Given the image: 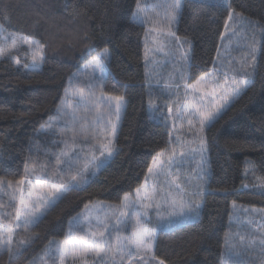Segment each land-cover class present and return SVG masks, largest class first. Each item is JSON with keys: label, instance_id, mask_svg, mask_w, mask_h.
I'll use <instances>...</instances> for the list:
<instances>
[{"label": "trees", "instance_id": "trees-1", "mask_svg": "<svg viewBox=\"0 0 264 264\" xmlns=\"http://www.w3.org/2000/svg\"><path fill=\"white\" fill-rule=\"evenodd\" d=\"M138 3L139 12L146 4L152 15L164 11L156 0H0V179L12 181V188L5 184L6 191H0V229H5L0 231V264H66L56 249L66 238L84 239L85 205L104 203L114 207L112 214L119 213L146 183L152 160L178 147L179 133L168 114L176 104L174 94L183 95L186 83L196 86L201 77L216 75L223 53L231 56L230 66L237 62L251 68L243 74L250 84L206 131L209 178L199 197V219L159 231L152 264L161 259L165 264H219L224 255L235 264H260L258 250L245 248L249 239H259L258 227L249 237L245 230L233 231L231 218L236 204L264 210V0H181L178 46L168 51L173 59L183 56L186 68L165 80L148 78L151 33L149 25L133 17ZM254 46L259 55L252 68ZM101 79L97 97L102 91L126 102L111 159L99 170L89 168L78 185L66 181L71 190L28 229L16 226L10 205L18 206V199L12 201L11 193L21 187L19 180L27 183L25 166L38 173L37 161L64 147L53 143L62 138L53 136L49 124L56 126L73 109L77 132L80 122L90 124L95 111L89 110V85ZM92 146L84 147L89 160L100 156L98 146ZM157 196L159 210L168 213L166 197L159 191ZM183 196L190 199L187 192ZM7 228H13L12 246L19 249L11 260L2 247ZM226 234L239 255L226 252ZM111 264L143 262L126 258Z\"/></svg>", "mask_w": 264, "mask_h": 264}, {"label": "snow or ice", "instance_id": "snow-or-ice-1", "mask_svg": "<svg viewBox=\"0 0 264 264\" xmlns=\"http://www.w3.org/2000/svg\"><path fill=\"white\" fill-rule=\"evenodd\" d=\"M137 9L138 11L133 13L134 19L141 25L151 23V21L141 18L139 3L137 4ZM181 13V0H172L171 4L164 5L163 18L158 21L159 28L168 29V35L175 37V30L172 29L171 26L179 22ZM228 18L229 20L233 19L231 12H229ZM157 30V28L151 29V31ZM38 47L41 46L38 44ZM107 55V49H105L102 56L106 58ZM201 80H204V77H201ZM216 83L219 85V80H217ZM102 86V79L95 84L89 85L90 93L88 102L91 105L89 110L99 113L95 119L94 125L85 127L84 123L80 122V131L77 132V120L75 114L77 109H73L71 114L64 112L62 114L61 122L56 126L49 124V130L52 131L53 136H59L62 138L59 140L54 139L53 143L56 145L62 143L64 147L59 149V151L50 154L46 153L48 158L43 162L37 161L39 167L38 173L29 172L27 165L25 166L27 183L24 179L19 180L18 184L21 187L18 189L14 188L11 193L12 201L18 199V206L15 204L10 205L15 211V219L17 221L16 226H22L24 229H28L29 225L34 224L49 208L53 207L56 204V201L62 197L65 192L71 190V187L66 181L70 179V181L78 185L84 182L85 174L89 171V165H92L95 168L100 167L98 162L99 158L94 154L90 160L86 155H83L84 144H81L79 149L77 148L79 141L83 140L87 142L86 146L92 148V140L98 139L100 135L110 132L112 138L108 139L106 143L100 145V157H103L104 159H110L112 157L113 150L110 145L113 144V140L116 136L117 123L120 120L121 112L126 108V102L122 96L109 97L104 95L102 91H100V95L97 97L96 92L99 91ZM177 87H179V84ZM191 87L193 91L196 90L195 85ZM184 88L186 90L185 95H187L189 84H184ZM239 91V87L232 89L233 93H238ZM79 95L84 99L82 92L79 93ZM207 95L211 96L210 100L204 101L202 97L199 107L193 105L191 110L183 112V115L188 117L190 130L194 127V122H198L199 132H203L205 128L212 125L214 120L218 118L224 107L230 101V96L227 93L221 95L219 98H217L215 93H208ZM209 105L215 107V112L208 110ZM101 109H103V112L100 111ZM169 112H171V109H169ZM113 118L115 119V122L113 121ZM43 128L44 126L42 125L41 129L43 130ZM191 151L194 153L198 152L200 154V160L206 161L207 158L205 153L207 152V148L204 144L203 137H200V147L198 149L193 148ZM105 152L107 155H105ZM185 155L184 152L180 153V157H185ZM82 160L84 161L83 163H81ZM31 162L32 161L29 160V163ZM159 163L160 161L158 157L153 159V167L148 168V173L154 174V167ZM181 163L182 161L175 159V151H173V156L169 157V166H175L178 168ZM53 175L56 177L55 180L50 179ZM92 175H95V172H93ZM159 175L160 173L154 174L156 178H158ZM205 175L206 173H204L202 169L200 178L203 179ZM32 177H34V179ZM5 184L7 185V188H12L11 180L5 182L4 179H0V191H6ZM172 187L175 188L178 195L183 193L181 184H176L173 181L170 185V188ZM140 191L141 189L138 188L137 193L139 194ZM17 192H19V196H17ZM203 192L204 190L198 187L193 195L195 197H201ZM144 199L151 200L152 198L145 193L144 198L138 201L139 208L134 210L136 223L133 227V234L128 243L121 248V252L124 253L129 261L139 258L143 264H152L153 261H156V256L152 254L153 245L156 240V232L154 228H149L147 226L146 221L148 218V209L152 207V204L144 203ZM193 203L194 206L189 208V212L194 217L198 218L201 205L195 203V201H193ZM85 207L87 208L88 205H85ZM156 207L159 208L160 205L157 203ZM139 209H143V211H140ZM245 211L248 215H252V213L255 212L254 209ZM121 215L127 216L128 213L122 212ZM259 215L261 216V222L258 225L260 231L259 239H249L245 244V248L258 249L257 258L259 259L260 264H264V212H261ZM141 217H143L144 220H142ZM77 227H79V225H77ZM4 230L5 229H0V231ZM6 231L8 235L6 242L2 247H6L11 260L19 254V249H14L12 246L13 228H7ZM107 231L108 229L106 226L102 230L93 231L89 236L85 237V241H75L70 237L66 238L56 249L60 261L63 262L67 259L69 254L75 259L77 253H79L81 257L91 254L92 256L99 258L96 261V264H106V261L111 264L110 257L113 250L110 246L107 249L104 247V245L108 243V240L105 237ZM119 240L120 236L117 235V241L119 242ZM224 242L226 252H231L233 255L240 254V250L230 243L227 234ZM85 264H87V262H85ZM158 264H165V261L161 259ZM219 264H235V261L227 259L226 255H224L219 259ZM246 264H253V262L248 261Z\"/></svg>", "mask_w": 264, "mask_h": 264}, {"label": "rangeland", "instance_id": "rangeland-1", "mask_svg": "<svg viewBox=\"0 0 264 264\" xmlns=\"http://www.w3.org/2000/svg\"><path fill=\"white\" fill-rule=\"evenodd\" d=\"M156 2L164 7L166 4H171L172 0H156ZM152 14L153 12L148 8V4L141 7V18L151 20V23H147L151 33L149 40L150 43H148L146 46V62L148 64L147 73L150 80L151 78L165 80L172 71L176 72L179 70V72L182 73L186 67L183 61V56V60L181 57H176V59H173L174 57H172L171 53L168 51L169 48H177L178 45L175 43V41L178 39L176 34L175 37L169 36L168 29L159 28L158 21L159 19L163 18L164 11L157 15ZM176 26L177 24L171 26L172 29L175 30V33ZM153 28H157L158 30L151 31ZM179 46H181V44H179ZM252 49L254 52V57L251 61V66L252 68H255L257 63L256 57L259 55V50L258 47L256 49V46L252 47ZM190 53L191 52L189 50V52H187L188 57L185 56L186 61L189 60ZM225 54L226 53H223V56L220 60V67L216 75L211 73L210 75L206 76L204 80H200L199 83L196 84L195 91H193L192 87L189 86L187 95H185V92H183V95L181 92H179V94L177 93L176 95L174 94L176 104L172 108H169L171 109V112L168 111V114L169 116L171 115L170 120H172V126L174 124L175 130L177 133H179L175 135L177 138L178 147L174 146L171 151L158 156L160 163L154 167V174L160 173L159 177L156 178L154 174H149L146 183L141 187L140 193L138 194L136 191V194L122 205L121 211L117 214H112L114 207L104 203L91 204L83 211L81 216L84 217V222L87 226V233L85 234L82 241H85V237L89 236L91 232L102 230L106 226L108 231L105 233V237L107 238L108 243H106L105 248L107 249L110 246L113 250L110 261L118 262L127 258L124 253L121 252V248L127 244L129 239L132 237L133 227L136 223L134 210L139 208L138 201L144 198L145 193H147L148 196L152 198L151 200H143L144 203L152 204V207L148 209V218L146 223L149 228L155 229L156 238L158 232L163 229H170L171 226L176 227L187 222H194L199 219L201 210L203 208V201L200 200L199 197H195L193 194L197 191L198 187L204 190L208 182L209 157L206 142V131L211 125L205 128L203 132H199V124L198 122H194V127L192 130H190L188 117L184 116L183 112L191 110L193 105L199 107L202 97L204 101L210 100L211 96L207 95L208 93H215L217 98L227 93L230 96V101L218 116L219 118L231 105L236 96L247 89L250 83L248 80H245L246 76L243 74L244 70L250 73L251 68L241 66V64L237 62H232V65L230 66L231 56H226ZM242 56H244V54H242ZM217 80H219V85L216 83ZM237 87L240 88V91L238 93H233L232 89ZM152 108V110H155L157 106H153ZM208 110L215 112L216 109L212 105H209ZM100 111L103 112V110ZM98 115L99 113L95 111L93 116L94 118H92L90 124L85 125V127L94 125L95 119ZM107 134H110V132ZM200 137H203L204 144L207 148V152L205 153L207 158L206 161L200 160V154L198 152L194 153L191 151L193 148L198 149L200 147ZM111 138V136L106 137L105 133L100 135L98 139L92 140V143H94L100 149V145L106 143L107 140ZM80 145L81 143L79 142L77 145L78 149ZM110 147H112V145H110ZM85 150H89V147L85 146ZM173 151H175V159L177 160H180L178 154L181 152L186 154L185 157H183L184 160L178 168L175 166H169V157L173 156ZM105 155H107L106 152ZM97 158H99L98 162L100 165L99 168L94 167L97 170L101 169L111 159H104L100 156ZM92 167V165H89V168ZM202 169L203 172L206 173L203 179L200 178ZM173 181L176 184H181L183 193L185 194V192H187V198L190 199H185L183 193L178 195L175 188L174 191L172 188H170V185ZM190 182H192L191 185H189ZM186 188H188V191ZM158 191L166 197L165 202L168 203L165 204L170 205L168 213H164L162 210H159V208L156 207V204L158 203ZM193 201L201 205L199 209L200 215L198 218L194 217L189 212V208L194 206ZM253 209L255 212H253L252 215H248V213L245 211ZM139 210L143 211V209ZM122 212H127L128 215H121ZM261 212H264V210L260 208L246 207L238 204L234 205L231 222L235 224L236 227H233V231L238 233L245 230V233L251 237L253 233H256V230H253V228H257L261 222V216L259 215ZM141 219L144 220L143 217H141ZM257 232L260 234V231ZM117 235L120 236L119 242L117 241ZM155 242L153 245L152 254L154 252ZM98 259L99 258L94 257L91 254L81 257L80 254L77 253L75 259L71 254H69L68 258L65 259V263L85 264V262H87V264H96ZM107 262L108 261H106V263Z\"/></svg>", "mask_w": 264, "mask_h": 264}]
</instances>
